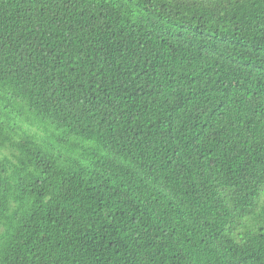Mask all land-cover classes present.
I'll return each instance as SVG.
<instances>
[{
	"label": "trees",
	"instance_id": "trees-1",
	"mask_svg": "<svg viewBox=\"0 0 264 264\" xmlns=\"http://www.w3.org/2000/svg\"><path fill=\"white\" fill-rule=\"evenodd\" d=\"M0 264H264V0H0Z\"/></svg>",
	"mask_w": 264,
	"mask_h": 264
}]
</instances>
